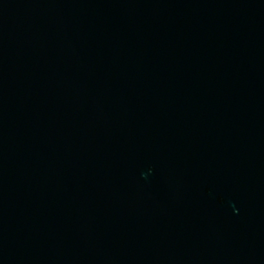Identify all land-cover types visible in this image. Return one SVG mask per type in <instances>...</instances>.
Wrapping results in <instances>:
<instances>
[{"label": "water", "instance_id": "1", "mask_svg": "<svg viewBox=\"0 0 264 264\" xmlns=\"http://www.w3.org/2000/svg\"><path fill=\"white\" fill-rule=\"evenodd\" d=\"M0 264H264V0H0Z\"/></svg>", "mask_w": 264, "mask_h": 264}]
</instances>
